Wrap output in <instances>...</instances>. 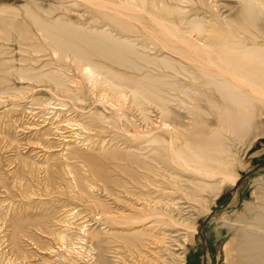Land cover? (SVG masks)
Instances as JSON below:
<instances>
[{"label": "rangeland", "instance_id": "1", "mask_svg": "<svg viewBox=\"0 0 264 264\" xmlns=\"http://www.w3.org/2000/svg\"><path fill=\"white\" fill-rule=\"evenodd\" d=\"M88 1L0 0V264H229L220 219L264 204V99L220 89L147 15L254 47L264 0ZM125 46L133 68L104 55Z\"/></svg>", "mask_w": 264, "mask_h": 264}, {"label": "bare ground", "instance_id": "2", "mask_svg": "<svg viewBox=\"0 0 264 264\" xmlns=\"http://www.w3.org/2000/svg\"><path fill=\"white\" fill-rule=\"evenodd\" d=\"M251 1H258V4H260V0ZM92 2L96 8H99L101 3H105L99 0H97V2L96 0H91L90 3L93 4ZM133 3L134 0H128L126 4H119L118 8H122L123 11L126 9L134 13L147 14L143 8L135 7ZM95 4L99 5L96 6ZM104 5L108 6L107 3L101 5L103 8L101 10H107L104 8ZM109 5L116 8V5L110 4V2ZM260 6L264 10V4L261 3ZM147 16L155 24L158 33L162 35L160 43L170 44V48L174 51H188L193 52L197 56L199 55V58H201V60H199L202 61L201 66L203 73L212 79L221 78L220 83L222 87L220 86V89L233 93H240L242 95L251 93V95L264 99V44L257 41L253 47L241 43L236 44V42L231 40H216L217 42H215L210 36L211 28L205 25L206 21L204 19L198 18L191 19L192 21L189 22L191 25L190 27H177V29L172 31V33L176 35V40L173 41L170 40L167 35L171 30L165 27V20L158 18L157 15L148 14ZM142 28L144 29V27ZM145 30H147V36L157 39L152 34H149L148 28ZM44 32L46 37L51 41L59 37L58 32L52 29L45 28ZM106 54L108 57L114 58L119 62L123 61L125 64H129L130 68L134 66V63L132 64L131 59L128 58L132 53L127 46L123 47L122 52L118 48H108L104 51V55ZM83 57L86 58L87 56L84 55ZM204 65L209 68H203ZM87 68L90 70V66H87ZM170 68L174 70L173 66H170ZM160 84L181 91L185 89L184 87H180L176 81L161 82ZM158 92L165 93L163 88H159ZM158 98L162 100L161 97L158 96ZM175 116L177 117V115ZM160 121L161 125L167 128L170 127L169 130H171V136L173 138L178 139L181 134H183L181 130L177 129L181 120L172 122L162 118ZM220 121H222V118ZM222 127V131L225 132V134L228 132L229 135H232L236 132V130L234 131L235 126L234 128H230V131L226 128L225 123L222 124L221 128ZM220 222L221 225L224 224V226H227L228 229L232 231L231 236L228 238L227 245L225 246L226 258L229 260V264H264V204L255 206L245 201L240 213L236 214L229 222H224L222 218ZM178 258V262L176 263L184 264L183 256L179 255ZM100 259H102V255Z\"/></svg>", "mask_w": 264, "mask_h": 264}]
</instances>
